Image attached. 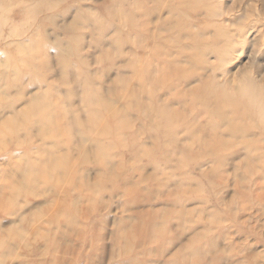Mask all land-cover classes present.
I'll list each match as a JSON object with an SVG mask.
<instances>
[{
  "label": "rangeland",
  "instance_id": "rangeland-1",
  "mask_svg": "<svg viewBox=\"0 0 264 264\" xmlns=\"http://www.w3.org/2000/svg\"><path fill=\"white\" fill-rule=\"evenodd\" d=\"M39 1L0 0V48H7L8 53L0 49V72L8 76L10 84L17 82L4 96L7 102H16L14 109H6L9 106H3L7 103H0V126L8 121L16 122L13 117L24 110L35 96L54 97L58 106L68 105L71 101L77 115L85 119L88 114L85 94L89 95L96 89L106 99H117L119 108L128 111L133 123V134L129 139L131 144L135 138L139 142L136 149L131 150V147L120 152L122 155L116 158V162L123 164L124 178L116 186L104 184L101 189L104 193L97 196V202L90 199L88 186L94 188L99 180L105 178L103 167L96 164L94 155L83 165L78 162L80 154H71L73 161L78 163L76 169L80 182L70 191L72 201L64 204L67 211L72 210L74 220L79 218L78 226L75 224L76 227L69 231L63 219L60 227L50 225L46 220L49 213L46 215L45 211L61 197L56 195L54 189L37 193L26 188L18 194L10 187L13 182L20 183V177L15 178L16 165L23 160H32V154L37 150L15 148L19 139L25 143L30 137L27 138L26 132L19 135L14 133L15 143L5 151L0 150V264H124L118 258L120 252L124 251V241L129 244L131 255L137 256L140 264H198V261L199 264H264V0H191L193 3L188 0L191 6L187 5V0H166L167 5L165 1L162 4L164 8L180 9V15L185 14V18L181 16L178 25L149 24L147 27L139 22L126 26L114 24L107 13L105 2L108 0ZM181 2H187V6ZM179 3L181 8L176 7ZM189 6L190 9L187 8ZM195 6L209 12L206 10L200 14ZM181 9L187 11V16ZM169 17V12L165 11L162 19ZM155 29L162 31L156 33ZM24 31L28 33L19 36ZM34 33L36 35L32 36ZM175 37H179L178 40ZM18 43L31 49L38 48L39 53L44 46L38 58L43 56L42 59L50 63L49 71L41 70L47 74L49 85L35 76L37 73L33 75L29 74V70H22L27 62L22 59L23 55L18 56ZM57 47L61 54L65 51L62 56L68 57L64 61H68L70 66L65 65L64 61L59 62ZM28 51L25 53L31 52ZM44 51L46 53L43 55ZM167 52L186 67L182 71L186 70L184 75H195L183 92L195 89L201 80H205L210 86L208 89L205 87L208 96L218 102L217 105L226 114L225 122L223 118L213 116L216 112L213 108H207L200 112L199 122L192 121L194 118L189 120L190 124H206L207 129L215 134V138L209 142L215 140L222 143L215 158L206 156L199 163L194 157L204 151L195 144L191 153H183L182 148H190L191 142L180 129L174 133L175 145L165 153L167 156H162L168 158L169 165L164 164L159 154L153 158L147 156L158 153L154 144L163 146V135L159 134V128L154 129L153 122H141L137 109L129 108L130 103L123 94L128 90L124 78L134 77L130 88L144 100L150 98L153 84L159 76L161 80L162 74L158 71L162 73L161 70L171 64L169 58L164 56ZM196 55L199 57L195 58ZM19 66L23 67L20 69ZM135 66L139 68L138 71H135ZM140 68H144V71ZM142 72L148 75L144 74L141 78ZM152 77L155 78L153 81ZM4 80L1 86L5 87L0 89L1 92L9 85L8 80ZM141 81L152 83H147L149 85L146 89L144 87V93H141L140 83H145ZM223 93L227 94L222 98ZM250 93L253 94L252 98ZM62 97L71 100L63 101ZM222 99L230 101V105L222 102ZM241 106L245 108L241 109ZM245 111L246 118L238 119L236 113ZM163 126L166 127L165 124ZM142 128L149 130L147 132L152 136L144 135ZM36 132L34 128V146L43 145V150L44 141L40 140L41 136L36 139ZM134 150H140L139 157L132 155ZM182 162L185 164L183 169L179 168ZM83 182L87 187L83 186ZM128 190L133 192V197L128 198L129 193L125 192ZM198 254L203 257L199 258ZM196 256L200 260H196Z\"/></svg>",
  "mask_w": 264,
  "mask_h": 264
},
{
  "label": "bare ground",
  "instance_id": "bare-ground-1",
  "mask_svg": "<svg viewBox=\"0 0 264 264\" xmlns=\"http://www.w3.org/2000/svg\"><path fill=\"white\" fill-rule=\"evenodd\" d=\"M41 1H39V2H41ZM163 1H165V5H167L166 0H108L105 2V5L107 7L108 16L111 17V21L114 24H120V25L126 26L128 23L135 25L137 22H139V23H142L143 26L145 25V27H147L149 24H165V25H170V26L171 25H178V21H180L185 14L183 16L180 15V13L178 11L180 9L176 10V9H173L172 7H169L167 9H166V7L164 8V6H162V4H164ZM168 1L170 2L171 0H168ZM189 1H191V0H189ZM189 1H188V4H187V2H184V3L181 2V3L184 4L186 7L187 5H190ZM195 1H197V0H195ZM35 3H37V2H35ZM181 3H179L178 6H176V7L181 8L182 7ZM196 4H197V2H196ZM35 5H37V4H35ZM41 5L43 6V4H38V6H41ZM190 6L187 8L190 9ZM192 6L194 7V4H192ZM196 6H195V9L197 7H199V5L197 7ZM13 7L14 6H12V8ZM29 7H31V6H29ZM1 8H0V10H1ZM35 8H36V6H35ZM183 8H184V6H183ZM208 8H210V7L208 6ZM197 9H196V11H197ZM201 9H202V7H201ZM123 10H125V12H123ZM127 10H129V11H127ZM198 10H200V9H198ZM206 10L202 9V10H200L199 13L201 14L202 11L205 12ZM165 11L169 12V15H170L169 19H162L163 13ZM181 11L183 12L182 9H181ZM13 13H15V12H13ZM183 13H186V16L188 14L187 11H184ZM196 13H198V12H196ZM27 14H29V13L27 12ZM81 14H82V12H81ZM189 14H190V12H189ZM209 14L207 13V15H209ZM211 15L212 14H210V16ZM94 16H95V14H94ZM188 16H190V15H188ZM79 17L81 18L82 16L79 15ZM179 17H181V18H179ZM213 17H215V16H213ZM183 18H185V16ZM192 19H194V18H192ZM196 19H198V17ZM0 20H1V17H0ZM191 22H193V21H191ZM0 23H2V22L0 21ZM186 24H184V26ZM196 25H198V24H196ZM138 27H140V26H138ZM138 27H137V29H138ZM202 27H204V26L202 25ZM199 29H200V27H199ZM150 30L151 29H149V31ZM157 30H159V28ZM157 30H156V33H160L162 31V30H160V32L159 31L157 32ZM189 30L191 33V29H189ZM166 31H168V30H166ZM169 31L171 32V30H169ZM13 32L16 33V31H13ZM150 32H153V30H151ZM192 32H195V31H192ZM204 32H205V30H204ZM215 32H217V30ZM27 33H28V31H24L23 33L19 34V36L25 35ZM156 33H155V35H157ZM150 34H152V33H150ZM198 34H200V33H198ZM34 35H36V34L34 33L32 36H34ZM176 35L177 34H175V36ZM200 35H202V34H200ZM200 35H198V37H203V36L205 37V35H203V36H200ZM225 35H226V33H225ZM132 37H134V36H132ZM137 38H140V37H137ZM178 38H176V40H178ZM78 39H80V38H78ZM199 39H202V38H199ZM147 40L148 39L146 38V43L148 42ZM137 41H139V39ZM137 41H135V42L138 43ZM135 42H133L134 45L136 44ZM150 42H151V39H150ZM142 43L144 44L145 42H142ZM170 43L173 44L172 42H170ZM18 44H19V47L17 49L18 56H19V54L21 56L23 55L22 57H24V58H22V59L27 62V66L26 65L25 66L28 67V68H25V66L24 67L22 66L23 67L22 70L26 69L25 70L26 72L29 70L28 71L29 74H33V75L37 73V75H35V76L40 77V80H43V82L45 81L46 84H48L49 82L47 83V81H48L47 74L41 72V70L46 69L47 71H49V69H50L49 68L50 67L49 61L46 59H42V58H44L43 56H41L42 58H40V57L38 58V53H39V51L37 50L38 48L37 49H33V48L31 49L29 47L23 46L22 43H18ZM137 45H139V44H137ZM43 47H42V49H43ZM170 47H171V45H170ZM54 48H56V46ZM135 48H136V45H135ZM145 48L146 47L144 46V50H146ZM147 48L149 50V47H147ZM153 48H157V47L154 46ZM204 48H206V47H204ZM0 49L2 50L3 53H7V48L6 49L0 48ZM42 49L40 50L41 53H39V55L42 54V51H43ZM57 49H58V47H57ZM191 49H190V51H191ZM26 50L27 51L31 50V52L26 54L25 53V52H27ZM58 50H59V52H57L56 55L59 58V62L64 61V59L68 60V57L64 58L62 56L65 51H63V54H61L60 48ZM62 50H65V49H62ZM136 50H138V49L136 48ZM153 50H151V51L153 52ZM158 50H160V49H158ZM32 51H33V53H32ZM66 51H68V49H66ZM166 51H167V49H166ZM45 53L46 52L44 51L43 55ZM134 55L136 56V58L138 57L135 53H134ZM198 55H196L195 58L199 57ZM164 56L169 58V62L171 64L169 66L167 65L168 68L165 67L166 69L161 70L162 73L160 71H158V73L162 74L161 80L159 79L160 78V76H159L158 77L159 80L157 79L156 83L153 84L152 90H151L153 92H152L151 96H149L150 98H148V99L146 98L144 100L142 98V96H139V94L136 91H134L130 88L131 84L134 80V77H131V78L126 77L127 79L124 78V82H125V80L127 82L126 85H128V88H127L128 90L125 92L123 91L124 92L123 94L126 95V98H124V99H126V101L128 103H130L129 108L130 109H132V108L137 109L138 115H139V120L141 119L140 120L141 122H151V123L153 122L152 124L155 126L154 129L159 128V134L162 133L161 135H163L161 140L164 143V145L162 146V145L158 144L156 146L155 145L156 143L154 144V147H156L155 149L158 151V153H155V152L149 153V154H147V156H149L150 158H153L155 154H159L158 155L159 158L160 159L163 158V160L165 161L164 164L169 165L168 164L169 163L168 158L165 159L162 156H167L165 153L169 152L170 148L175 145L174 133L176 131L179 132L180 130H182L184 135L191 142L190 146H189L190 148H188L187 146L184 149L182 148L183 153H185V154L191 153V151H192L191 149L194 147V144H195V145L199 146V149L201 147V149H203V151H204V153L198 154V155L196 154V156L194 157L199 163L201 162V159L205 158L206 156L209 158L210 157L215 158V156L218 154L217 149L221 148L222 143L220 144L219 142H217L215 140L212 143L209 142L208 140L215 138V137H213L215 134L212 133V131H209L210 129L209 130L207 129L206 124L203 125L204 123L200 124L197 122L190 124L189 120H191V118H194L192 121H196V120L198 121L199 118H201L200 112L204 111V109H207V108H213V111L214 110L216 111L213 116L216 115L217 117H219L221 119L223 118V120L225 119L226 114L224 113V111L222 112V110H221L222 107H220L219 104L217 105L218 102L212 101L211 98L209 97L210 95L208 96V94H207L208 90L207 89L210 86H208V84L205 83V80H201L200 85L198 87H196L195 89H190L187 92H183L184 87L187 86L189 84V82L192 81V79H194L195 75H192V74L184 75L183 73L186 72V70L183 73H182V71L184 70L183 68H186V67L183 64H181V62L179 63L177 58H175V59L172 58L171 53H168L166 55L164 54ZM77 57H78V55H77ZM141 57L142 56H140V58ZM47 58H48V56H47ZM69 58H70V56H69ZM154 58H157V57H154ZM200 58H198V59H200ZM137 60H139V59H137ZM141 60H142V58H141ZM200 60H198V61H200ZM71 61L72 60L70 59V62ZM183 61H184V59H183ZM189 61H191V60L189 59ZM9 62H10V60H9ZM19 62L20 61H18V63ZM26 62H24L23 64H25ZM64 62H66V61H64ZM185 63L189 64L188 62H185ZM67 64H68V61L65 63V65H67ZM20 65H22V63ZM139 65H140V63H139ZM146 65H148V64H146ZM61 66H63V64ZM68 66H70V64H68ZM136 66H137V64H136ZM136 66H135V71L136 70L138 71L139 68H137ZM22 67H20V69ZM196 67H197V65H196ZM163 68H164V66L162 65V69ZM140 69L144 71V68L143 69L140 68ZM145 69H146V67H145ZM157 69H159V68H157ZM151 71H150V73L152 76ZM26 72L25 73L22 72V73L27 75ZM19 73H20V70H19ZM133 73H136V72H133ZM142 73L143 74L140 73L141 75L138 74V75L142 76L141 78H143L144 74L148 75V74H146V72H142ZM150 73H149L148 79L151 78ZM153 74H155V73H153ZM157 75L158 74L156 73V76ZM66 77H67V75L65 76V79H66ZM3 78L8 80V76L1 74V72H0V89H3V87H5V86H1L2 82H5V80L3 81ZM19 79H20V77H19ZM138 79L140 80V77ZM153 79H155V78L152 77L151 81H153ZM87 80L88 79H86V82H87ZM135 80H137V79H135ZM139 80H138V82H139ZM12 81H13V79L10 80V82H12ZM45 82H44V84H45ZM57 82H58V80H57ZM65 82H66V80H65ZM124 82H123V84H125ZM141 82H144V81H141ZM8 83H9V80H8ZM16 83L17 82H13L11 84L9 83V85L7 84L8 86H6L7 89H5L3 92L0 91V103L1 104L7 103L8 105L6 104L3 107L9 106V107H6V109H9V110L14 109L16 102L11 101V100L9 102H7L5 100L4 96L6 95L7 90ZM147 83H149V81L148 82L146 81V83H145L146 85L145 84L142 85L143 83H140L141 93L142 92L144 93L146 91L145 89H146L147 85H149V84L152 85L151 82L149 84H147ZM144 87H145V89H144ZM147 88H148V86H147ZM248 88H249V86H248ZM251 88L252 87H250V90H251ZM84 89H85V87H84ZM153 89H155V94H154ZM217 89H218V87H217ZM112 91H114V90H112ZM148 91H150V90L148 89ZM214 91H215V89H214ZM247 91H248V89H247ZM210 92H211V89H210ZM73 93H74V91H72L71 94H73ZM224 94H227V93H223L221 95L222 98H223ZM247 94H249V93H247ZM252 95L250 93V97ZM70 96H72V95H70ZM161 96L163 97L162 99H161ZM254 97H256V96H254ZM257 98L258 97H256V99ZM64 99H66V97L63 98V101H64ZM141 99H143V100L141 101ZM60 100H61V97H60ZM66 100L70 101L71 99L67 98ZM249 100H251V99L249 98ZM84 101H85V104L87 106L88 114H87V117L85 119L84 118L81 119L77 115L76 110L73 107V104H72L73 102L70 103L71 102L70 101L69 102L70 104L68 103V105L62 104L61 105L62 107H61V106H58L57 103H55L58 101L54 97H51V96H40V97L38 96L37 97V96H35V98H32L30 100L29 104L25 107L26 109L24 108V110L16 113V115L13 117V119H15L16 122H14V121L9 122L8 121L4 125H2V127L0 126V150H2V151L7 150L9 148L10 144L15 143V142H13V140L15 138L14 133H18V135H19V133H21V132H26L25 134H27V138L30 137L29 138L30 140L28 141L29 143L25 142V140H24L25 143H21L22 140L19 139L18 138L19 136L17 135L18 136L17 138L19 140H18L17 144L14 145L15 148L20 147L23 150H28L30 148H36L37 149L35 152L33 150L34 154H32V155H34V157L32 158V160H30V159H28L27 161L23 160V161H20L18 165H16L15 172H16L17 176H15V178L20 177V183H19V181L16 183L13 182L10 187H13L15 193H18V194H20L21 191H23L26 188L29 189V191L33 190L37 193H39V191L45 192L47 190H50L49 188L54 189L56 191L55 192L56 195H60L61 197L59 199H56L55 201H53V203L51 204L52 206L48 209V211H45V212H47L46 215L49 213L46 220L48 221V223L50 225L56 224V226L60 227L59 226L60 221H61V219H63L65 221V225L67 227V230H69V231H70V229H73L76 227V226L74 227V225L76 223H78L79 218L77 220H74L73 214L71 213L72 210L67 211L68 209L66 210L64 208V204L67 203L68 201H72V198H71L72 196L70 194V191L76 186V184H78L80 182L77 178V169H76L78 163L73 161L71 154L73 152L80 154L79 155L80 160H78V162L80 164H83V165L87 164L90 161L91 155H94L95 156L94 159L96 161V164L100 165L101 168L103 167L102 169H103L105 178H102L101 180H99V184L95 185L94 188H91L90 186H88V188L90 190V199L94 200V202H97V200H95V199H97V196L102 195L104 193L103 190L101 191L104 184L110 183V184H113L114 186H116L119 183V181L124 178V174L122 172V169L124 168L123 164L121 162H116L117 161L116 158L118 156L122 155V153H120V152H123L124 149H126V150L130 149L131 147H132L131 150H133L134 148L136 149V146L139 142L135 138V140L131 144V139H129V136L131 134H133L132 133L133 132L132 131V129H133L132 124L133 123L129 119L128 111H124V110L119 108V105L117 104V102H118L117 99L115 101L106 99L103 96L102 92H99L95 89V91L91 92L89 95L85 94ZM253 101H254V99H253ZM222 102H226L230 105V101H224L222 99ZM259 103L261 105L260 99H259ZM263 105H264V103H263ZM215 106H218V108H216ZM243 108H245V107L241 106V109H243ZM257 110H258V108H257ZM231 111H233V110H231ZM260 113H261V111H260ZM236 115H237V118L240 120L245 119L246 118V111H245V113L237 112ZM234 117H235V115H234ZM248 119H249V117H248ZM224 121L226 122V120H224ZM163 124H165L166 127H164ZM34 128H36V130H37V132H36L37 138L36 137L35 138L40 139L38 137L41 136L42 139H40V140L44 141V147L45 148L43 150H42L43 145L40 147V146H37L35 144L36 146H34L33 136H32L33 135L32 130ZM7 129H8V131H6ZM161 129H164V130L161 132ZM178 129H180V130L178 131ZM4 130L6 132H4ZM142 130L144 131V135L149 134V132H147L149 130L145 131L144 128H142ZM235 133H237V132H235ZM152 134L154 135V133H152ZM155 134L157 137H159L157 132ZM132 136H134V135H132ZM149 136H152V135L149 134ZM48 142H50V143H48ZM131 145H133V146H131ZM120 148H123V149H120ZM141 148H143V147H141ZM227 150H228V148H227ZM142 151H143V149H142ZM139 152H140V150L137 152H135V150H134L132 152V155L134 157L135 156L139 157L138 156ZM189 157H190V155H189ZM189 160H190V158L188 159V161ZM184 165L185 164L183 162L180 163L179 168H182V169L185 168ZM202 165L200 164V166H202ZM83 186L87 187L86 183L83 182ZM130 190H132V189H130ZM125 192H126V194L129 193L128 198L133 197V192L131 193V191L129 192V190L125 191ZM62 195L64 196V198H62ZM67 206H68V204H67ZM74 207H75V205H74ZM77 216L79 217L80 215L78 214ZM145 223L146 222H144V224ZM147 224L150 226V223L147 222ZM76 225L78 226V224H76ZM140 226L141 225L139 224V227ZM144 227L145 226H143V228ZM150 229L152 230L153 228L151 227ZM150 229H148V230H150ZM148 230L146 229V231H148ZM37 232H40V230ZM132 232H134V231H132ZM159 233H157V234H159ZM15 234H17V233H15ZM40 237H42V236H40ZM18 239H20V238H18ZM120 240H121V238H120ZM124 242H125L124 251L120 252V254L118 255V258L124 264H140L139 260H137V256L131 255L129 248H128L129 244H126V241H124ZM136 242H137V240H136ZM151 242H149V243H151ZM213 245L214 244H212V246ZM212 246H211V248H212ZM199 249H201V248H199ZM199 255L200 254H198V257H199ZM198 257L196 256V260H198L199 258H202L203 256L199 257V258ZM199 263L200 262L198 261V264Z\"/></svg>",
  "mask_w": 264,
  "mask_h": 264
}]
</instances>
